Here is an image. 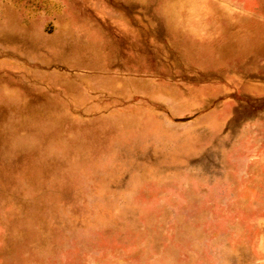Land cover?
Segmentation results:
<instances>
[{
  "label": "rangeland",
  "instance_id": "1",
  "mask_svg": "<svg viewBox=\"0 0 264 264\" xmlns=\"http://www.w3.org/2000/svg\"><path fill=\"white\" fill-rule=\"evenodd\" d=\"M0 264H264V0H0Z\"/></svg>",
  "mask_w": 264,
  "mask_h": 264
}]
</instances>
